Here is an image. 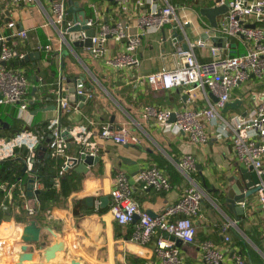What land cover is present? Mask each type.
Returning <instances> with one entry per match:
<instances>
[{"label": "crops", "instance_id": "1", "mask_svg": "<svg viewBox=\"0 0 264 264\" xmlns=\"http://www.w3.org/2000/svg\"><path fill=\"white\" fill-rule=\"evenodd\" d=\"M41 1L44 8L51 11L50 0ZM76 1L89 14L92 0ZM1 3L3 4V0ZM44 8L41 2L12 4L6 15H1L3 23L4 20L14 17L19 26L28 29L29 36L27 39H20V47L31 48L39 43L47 44L51 35L54 37V43L62 47L61 50H50L53 52L54 63L48 65L47 71V61H44L42 69L46 70L45 74L39 71V64L44 59V54L49 52L46 49L30 51H40L41 57L37 60L31 59L29 66H26L30 80L29 105L37 93H47V102L43 107L35 111L29 106L33 119L30 127L38 130L47 120L56 116L61 119L63 110L58 105L59 95L57 87H54V80L58 85L60 77L64 76L65 85L70 92L71 109L68 110L69 116L66 122L64 121L65 124H61L64 128L87 127L91 140L98 144L96 155L99 160L89 165L87 171L78 170L76 165L70 166L69 168L79 172L75 176L68 175V178L63 177L62 172L45 175V183L54 187L56 193L48 201V208L43 213L37 212L35 207L39 204L35 190L42 187V182L35 180L32 195L28 194L27 186L28 197L21 205L14 200V184L8 183V191L3 190L6 201L3 200L0 204V264H16L19 239L30 219L42 221V242L51 245L56 239L55 236L64 242L63 264H72V260L81 264H162L161 257L156 252L157 234L146 242L135 239L133 234L138 218L133 222L120 224L112 219L108 208H96V202H101L102 196L110 197V190L116 183L119 171H124L128 177L132 198L140 208L153 214L176 202L185 185L191 181L202 188L203 215L196 221V239L192 243L182 242L179 245L183 264H206L202 256L201 242L207 239L225 250L234 245L243 253L245 264H264V238L260 235V232H264V209L255 193L246 199L245 204L237 202L235 206L230 207L225 196L218 191L221 189L227 192L234 182L233 177L240 175L239 167L242 164L236 158L231 139L227 136L218 138L216 124H209V140L206 143H196L191 141L187 133L173 127V124L170 129L165 130L163 124H158L153 119L145 121L142 117L143 108L147 104L178 109L185 106H206L209 101L215 103L217 100V95L207 87L201 88L194 100H189L184 86L166 90L152 89L147 83H137V74L157 70L163 65L173 66L172 58L165 54L169 55L172 51L170 28L175 24H169L161 31L148 32L138 50V69L123 72L113 70L101 58L93 57L86 46L75 43V32L66 35L67 41L62 40L55 28L49 24ZM73 15L71 14V17ZM104 15L109 19L118 17L108 6L105 7ZM193 18L192 23L187 26L192 37L195 38L198 34L202 36L203 33L212 37L217 33V29L212 28L209 19L201 14L200 9L195 11ZM130 23L133 30L137 29L135 15L131 17ZM178 30L181 29L178 27ZM5 31L10 30L5 28ZM72 34H75L74 39L71 38ZM120 44L110 39L107 44L110 53L119 52L122 47ZM236 47L237 51L242 49L239 43ZM63 48L67 53H63ZM197 54L201 60L210 58L207 48L199 49ZM35 66L36 74L30 75L28 71L33 72ZM49 69L55 71L50 74ZM37 74L42 77V81L35 78ZM78 79L86 81L87 89L93 93L92 97L84 98L76 94ZM260 92H264V77L250 78L233 89L230 102L236 104L227 109H220L221 114L227 117L236 113L248 114L255 107L254 94ZM2 113L3 111H0V123L7 125V121L2 118L5 112ZM16 119L22 128L27 127L18 117V107ZM105 123L128 124L131 130L138 134L140 143L117 144L100 138L99 131ZM69 139L66 155L71 158L79 156L81 144L74 136H69ZM43 140L38 147V161L44 157L47 146L50 147L48 139ZM20 152L22 153L21 150ZM184 154H192L195 159L194 168L187 173L179 166V160ZM152 166H158L169 179L168 188L144 187L143 183L137 180L142 168ZM88 197H93V205L88 204ZM110 203L111 197L106 207H109ZM29 207L35 210L34 214L29 213ZM230 222L236 225L228 229L232 238V243L228 245L220 229L224 223ZM247 235L254 239V245L246 243L243 237ZM236 237L239 239L235 240ZM231 264L237 263L231 260Z\"/></svg>", "mask_w": 264, "mask_h": 264}, {"label": "built area", "instance_id": "2", "mask_svg": "<svg viewBox=\"0 0 264 264\" xmlns=\"http://www.w3.org/2000/svg\"><path fill=\"white\" fill-rule=\"evenodd\" d=\"M32 2H41L44 8L41 0H3L2 8L0 7V105L16 103L18 117L25 126H30L33 120L29 109V76L26 67H8L7 64L24 58L31 50L62 49L61 45L54 43L52 35L47 44L39 43L31 48L20 47V39H27L29 36L28 29L19 26L14 17L4 20V23L1 21L10 5ZM224 3L225 0H92L89 14L86 12V24L95 28V32L91 36L92 46L87 48L93 57L101 58L113 70H136L140 65L138 50L148 32L161 31L165 26L175 24L170 28L173 48L169 55L165 54L172 58L173 66L163 65L157 70L137 74V83H147L152 89L166 90L184 86L189 100H194L197 92L207 87L218 99L215 103L209 101L206 106H185L178 109L147 104L143 108L142 117L145 121L153 119L158 124H163L165 130L170 129L173 124V127L187 133L191 141L196 143H206L210 138L209 124H216L218 138L229 137L239 163L246 167L253 166L259 176L255 197L264 209V92L254 94L255 107L246 115L236 113L227 117L220 111L230 102L235 87L250 78L264 77V0H230L228 11L218 16L217 33L212 37L204 38L198 34L194 38L187 27L194 20L196 10ZM106 6L118 14V17H105ZM50 8V13L44 8L49 24L62 40L67 41L66 35L72 32L70 28L79 23L74 15L71 17L73 13L68 11L69 0H50ZM133 15L136 16L135 30L130 23ZM5 28L10 31L6 32ZM76 35V39L81 41L87 37L86 30H79ZM17 38L19 41H16ZM110 39L121 43L119 52L110 53L107 47ZM238 43L242 46L240 51L236 50ZM201 48L208 49L209 59L199 58L197 52ZM35 78L42 81L39 74ZM57 90L59 108L69 110L71 97L64 76L60 77ZM75 92L79 97L93 96L84 79L76 81ZM47 127L50 131L48 143L52 154L66 156L63 169H66L71 158L66 155L69 136H74L81 144L80 154L98 152V144L91 140V133L85 126L64 128L60 117L56 116L49 121L46 130ZM65 130H69V134H64ZM46 136L44 131L27 127L10 136H0V161L21 156V148L26 149V171L32 172L40 155L38 147ZM99 136L117 144H138L141 141L138 134L125 123H105L100 128ZM179 166L185 173L193 169V155L184 154L179 160ZM137 180L144 187L161 189L170 186L169 179L158 166L142 168ZM1 188L8 191V182H3ZM131 194L132 188L126 173L119 171L116 183L110 190L111 203L108 210L112 219L126 224L133 222L135 215H138L134 238L146 242L157 234L156 252L161 257L162 264H183L180 246L164 234H173L184 243L195 241L196 221L203 215L202 188L191 181L185 185L176 202L157 214L140 208ZM100 203L99 200L96 202V208H100ZM28 211L35 213L31 207ZM235 225L230 222L221 226L220 231L228 245L232 243L228 229ZM201 249L206 264H231V260L237 264L246 262L243 253L234 245L225 250L207 239L201 242Z\"/></svg>", "mask_w": 264, "mask_h": 264}, {"label": "water", "instance_id": "3", "mask_svg": "<svg viewBox=\"0 0 264 264\" xmlns=\"http://www.w3.org/2000/svg\"><path fill=\"white\" fill-rule=\"evenodd\" d=\"M230 0H225L224 4L217 6H208L201 7L200 12L202 15L206 16L209 19L210 25L213 28L218 27V16L225 13L229 9ZM68 11L73 13L75 18L79 23L73 25L70 30L72 32L77 33L79 30H86L87 37L81 41L77 40L76 42L83 44L86 47L92 46V35L95 32V28L89 27L86 24L87 14L84 7L80 6L79 2L76 0H69V8ZM180 38L182 35L178 34ZM202 36L204 38L208 37L207 33H203ZM186 47V45H184ZM63 53H67L66 49L63 48ZM41 52L33 51L28 53L24 58L20 60H16L17 64H25L32 60L40 59ZM7 64L6 61L3 62ZM218 99V97H217ZM236 102H228L225 106V109L231 106H235ZM55 108V106H53ZM64 134H69V130H65ZM99 156L92 153H83L79 154V156L73 157L69 159V163L65 168H69L70 166L76 165L77 169L80 171H87L89 165L95 164L98 162ZM37 168V167H36ZM27 166L24 165V170L26 171ZM240 175H235L233 177L234 182L232 186L227 192L221 191L219 189V193L222 196H225V200L228 205L232 207L235 206L237 202L242 203L245 202L248 197H251L252 194L255 193L256 184L259 182L260 178L257 175L253 166L239 167ZM264 179V173H263ZM34 184L35 179L31 178L28 183V194L32 195L34 193ZM37 193L38 190H35ZM225 193V195H224ZM88 204L93 205L94 200L93 197H88L86 199ZM110 197L109 195H104L101 197V207H106L109 203ZM152 213V212H151ZM153 214V213H152ZM138 218V215H135V219ZM43 228L42 221H38L36 219H30L25 224L22 234L19 239L18 248L16 251V264H63L62 256L64 254L65 244L64 242L55 236V241L53 244H46L41 241L40 233ZM47 228V227H46ZM49 229V228H48ZM164 236L170 240H174L178 245L182 244V239L177 238L173 234L165 233ZM72 264H81L77 260H72ZM247 264V263H246Z\"/></svg>", "mask_w": 264, "mask_h": 264}, {"label": "trees", "instance_id": "4", "mask_svg": "<svg viewBox=\"0 0 264 264\" xmlns=\"http://www.w3.org/2000/svg\"><path fill=\"white\" fill-rule=\"evenodd\" d=\"M0 4H2L1 0H0ZM47 52L49 53L44 54L45 55L43 56L44 59L39 64V71L43 74H45V71H46L45 69H42V65L44 61H47V71H48V65L49 64L52 65L54 63L53 52L52 51H47ZM7 65L8 67H17L19 65L22 66V64H17L14 60L8 62ZM23 66L25 67L29 66V62L23 64ZM36 68L37 66L34 67L33 73L36 72ZM49 70H50V74H52L55 71L52 69H49ZM28 72L31 75V72L30 71ZM54 83H55L54 87H57L56 80H54ZM53 97L54 95L52 93L51 98ZM46 102H47V93L39 92L37 93V95H35L34 100L30 102L29 106L32 110L37 111L39 108L43 107ZM17 107L18 105L16 103L0 105V111L1 112L3 111V113L5 112L4 114L9 115V116H6L2 113L3 114L2 118L7 121V125L6 123L5 125L4 123H0V135L5 134V135L10 136L24 128V127L22 128L21 125H19L18 120L16 119ZM67 116H69L68 110L61 112V122L62 123H64V121L66 122ZM49 121L50 120H47L46 122H44L41 128H39L41 131H44L45 134L47 135L43 141H45L49 137L50 131L48 127L46 130V126H48ZM27 128L32 129L30 126H27ZM69 144H70V141H69ZM21 151L22 153L20 157H10V158H7L6 160L0 161V184L4 181H7L10 184H14V188H13L14 200L16 202L18 201V203L21 205L23 204L22 202H24L26 197H28L26 188L28 186L29 180L31 178H34L35 180L37 179L38 181L42 182L43 183L42 187L39 188L38 192L36 193L39 204L37 203L35 207H36L37 212L43 213L48 208V204H47L48 201L52 197H54L56 193V189L54 187H50L45 183L44 176L59 173L61 172V170H63L62 176L65 178H68L67 177L68 175L75 176V174H78L79 171L74 168L63 169L66 156L52 154V149L48 146L46 150L47 152H45V155L42 158V160L40 159L36 163L33 171L32 172L25 171L24 165H25L26 151L23 148H21ZM35 172L37 174H35ZM38 174L39 176L36 177L35 175H38ZM72 176H71V179H73ZM3 200L6 201V196H5V192L0 187V204ZM107 208L109 207H105L104 209H107ZM238 239L239 238L236 237L235 240H238Z\"/></svg>", "mask_w": 264, "mask_h": 264}, {"label": "rangeland", "instance_id": "5", "mask_svg": "<svg viewBox=\"0 0 264 264\" xmlns=\"http://www.w3.org/2000/svg\"><path fill=\"white\" fill-rule=\"evenodd\" d=\"M74 37H75V34H72L71 35V38L72 39H74ZM75 43H77L76 41H75ZM33 72H34V70H33ZM33 72H31V74L33 73ZM34 74H36V72L35 73H33V75ZM105 87V86H104ZM106 88V87H105ZM260 235H261V238H264V232H260ZM244 238V240L246 241V243H248L249 245H254V242H253V238L252 237H250L249 235H247V236H245V237H243ZM263 251H264V248H263Z\"/></svg>", "mask_w": 264, "mask_h": 264}]
</instances>
